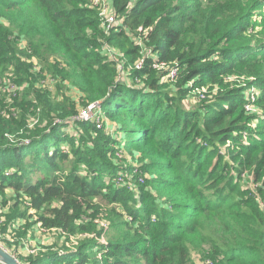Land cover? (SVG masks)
Wrapping results in <instances>:
<instances>
[{
    "label": "trees",
    "instance_id": "16d2710c",
    "mask_svg": "<svg viewBox=\"0 0 264 264\" xmlns=\"http://www.w3.org/2000/svg\"><path fill=\"white\" fill-rule=\"evenodd\" d=\"M107 2L108 29L91 0H0V243L21 264H264V0ZM98 103L102 128L79 119Z\"/></svg>",
    "mask_w": 264,
    "mask_h": 264
},
{
    "label": "built area",
    "instance_id": "2783aa9c",
    "mask_svg": "<svg viewBox=\"0 0 264 264\" xmlns=\"http://www.w3.org/2000/svg\"><path fill=\"white\" fill-rule=\"evenodd\" d=\"M91 2L93 3L94 6H97L100 8L101 10V14L105 17L104 18V25H105V28H109L111 25H113L115 23V17L114 15H111L109 13L110 11V7L108 6V2H106V0H91ZM108 6V8H107ZM156 66H159V65H156ZM160 67H163V65H161ZM176 75V70L173 69L171 71V76L174 77ZM258 93V90H251L250 91V97H251V101H254L255 100V97H256V94ZM101 104L98 103V104H92L90 105L87 109L83 110L79 116V119H82V120H91V121H94L96 126L98 128H102V120L100 119V114L101 113ZM246 107L248 108H252V106L247 103L246 104Z\"/></svg>",
    "mask_w": 264,
    "mask_h": 264
},
{
    "label": "rangeland",
    "instance_id": "374dc122",
    "mask_svg": "<svg viewBox=\"0 0 264 264\" xmlns=\"http://www.w3.org/2000/svg\"><path fill=\"white\" fill-rule=\"evenodd\" d=\"M106 2H107V0H106ZM109 6V5H108ZM108 6H107V8H108ZM237 77H233V79H231L232 81H235V80H239V83L241 84V86H245L246 85V82H244L245 80L242 78V77H240L239 79H236ZM235 79V80H234ZM246 101H249L250 99H251V97H250V94L249 93H247L246 94ZM101 109V108H100ZM106 208V207H105ZM107 210V209H106ZM4 210L3 209H1L0 208V223L4 220V218H3V216H2V212H3ZM107 212V211H106ZM105 212V213H106ZM36 236L35 237H37V238H40V236H39V233H38V231H36ZM34 235V234H33ZM49 237H51L50 239H49ZM55 235H53V233L52 234H46V236L44 237V238H42V240L40 241L42 244L41 245H39L38 244V250H39V246H41V248L43 249V251H45V252H47V251H50V246H51V243H53V241L54 240H56L55 239ZM22 241V243H24L25 242V244H29V243H33L34 245H36L37 243H38V241H37V243L35 244V242H29V240H27V237H24V241L23 240H21ZM32 241H34V240H32ZM74 241H76V239H74L73 240V242ZM73 242H68L67 243V247L69 248H72V243ZM13 243H16L15 241H13ZM63 244H60L59 245V248L62 246ZM0 246H3L4 247V245H3V243H0ZM29 247H31V246H29ZM47 248H49V249H47ZM1 264V263H0Z\"/></svg>",
    "mask_w": 264,
    "mask_h": 264
},
{
    "label": "water",
    "instance_id": "95a60500",
    "mask_svg": "<svg viewBox=\"0 0 264 264\" xmlns=\"http://www.w3.org/2000/svg\"><path fill=\"white\" fill-rule=\"evenodd\" d=\"M0 263L1 264H21L15 255L10 253L6 248L0 246Z\"/></svg>",
    "mask_w": 264,
    "mask_h": 264
}]
</instances>
